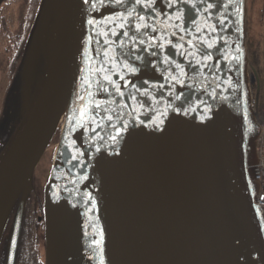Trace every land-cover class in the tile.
I'll use <instances>...</instances> for the list:
<instances>
[{
  "label": "water",
  "instance_id": "95a60500",
  "mask_svg": "<svg viewBox=\"0 0 264 264\" xmlns=\"http://www.w3.org/2000/svg\"><path fill=\"white\" fill-rule=\"evenodd\" d=\"M56 2L46 83L0 162V237L57 130L86 18L87 69L47 190L45 264H264L245 0Z\"/></svg>",
  "mask_w": 264,
  "mask_h": 264
},
{
  "label": "flooded vegetation",
  "instance_id": "af4514ba",
  "mask_svg": "<svg viewBox=\"0 0 264 264\" xmlns=\"http://www.w3.org/2000/svg\"><path fill=\"white\" fill-rule=\"evenodd\" d=\"M41 2L42 0L0 1V72L2 73L0 92H3L0 98V160L23 123L25 109L30 97L34 98L33 102L36 99V78L41 80L40 74L38 77L35 76L33 61V59L38 58L39 66L44 60L40 55V51L43 50V48L41 49L42 44L38 40L35 41L33 59L30 58L33 66L30 75L28 76L22 71L26 68V66L23 68L22 52L26 50L30 38L34 35L35 22ZM247 7L246 57L248 64L246 72L248 79H250L251 91L255 95L264 83L262 75L264 72V0H247ZM35 42L33 46H35ZM4 64L5 67H3ZM29 180L30 185L17 229L14 264H31L27 261V256L31 253L29 250L30 238L28 239V237L32 234L35 236L38 227L43 230L45 223L47 191L42 196L33 183V177H30ZM22 195L23 192L20 191L1 233L0 264L5 263L13 239L18 205ZM33 259L35 262L34 256Z\"/></svg>",
  "mask_w": 264,
  "mask_h": 264
},
{
  "label": "rangeland",
  "instance_id": "374dc122",
  "mask_svg": "<svg viewBox=\"0 0 264 264\" xmlns=\"http://www.w3.org/2000/svg\"><path fill=\"white\" fill-rule=\"evenodd\" d=\"M56 3H57L56 0H42V2L40 4V8H39L37 18H36V22H35V28H34V33H33L34 35H33V37L30 38L28 45L26 46V50L24 51L25 53L22 52L23 53V62H24L23 68H25V66H26L25 70L22 69V71L27 73L28 76L30 75V72L33 69L32 62H31L30 58L33 59V53H35V47H36V42H35L36 40H38V42H40L42 44L41 49L43 48V50L40 51V55L44 60H43L42 66L40 67V66H38V58L36 60L33 59L34 68L36 71L35 76H37V77L39 76L40 70L43 69L45 71V67H46V63H47L46 60H47L48 56L50 59L51 50H52L54 37H55V25H56V15H57V13H56V5L57 4ZM247 17H248V7H247V0H245V12H244L245 34H246ZM34 42H35V46H33ZM245 52H246V56H247L246 37H245ZM246 59H247V57H246ZM44 61H45V65H44ZM246 63L248 64V61ZM3 67H5V64ZM47 71H46V73H44L43 77H40L41 81H42V86L46 83ZM31 75H32V73H31ZM262 75L264 77V72L262 73ZM1 76H2V73L0 72V80L2 79ZM247 80H249L248 86L251 89L250 79H248V77H247ZM41 88L37 91L36 95H38L39 91H41ZM2 94H3V92H0V98H1ZM252 95H253V99L256 103L255 109L264 112V83H262L260 88L256 91L255 95H254V93ZM33 99L34 98L31 96L29 99L28 106L26 105L27 107L25 109L23 123L20 126V129L15 133V135H14L12 141L10 142V144L8 145V147L6 148L1 160L4 158L7 150L9 149V147L12 144V142L14 141V139L18 136V134L23 129L26 116L28 115V113H30L32 107L34 106L35 102H33ZM59 139H60V128H57L55 134L53 135L52 139L50 140V143L48 144L47 148L45 149L44 153L42 154L41 158L37 162L36 166L34 167L33 171L31 172V175H30V177H33V183L36 186L37 191L39 193H41L42 196H43V193L45 195V191L48 190V185H49V181H50V177H51V173H52V169H53V165H54V156H55L57 145L59 143ZM253 146H254V144H253ZM1 160H0V162H1ZM30 177H29V179H30ZM29 181L27 182V185L25 184L20 190L23 192V195H22V199L18 205L16 221L18 219V214L20 213V207H21L22 202H23L22 210H23V207L25 204L26 193H27V190H28L29 185H30ZM46 197H47V192H46ZM12 207H13V205H12ZM12 207H11V209H12ZM22 210H21V214L23 213ZM45 215H46V213H45ZM8 216H9V214H8ZM15 225H16V222H15ZM29 238H30L29 250L31 253H29V255L27 256V261L30 262L31 264H33V262H34L33 256H34V258H36L34 264H45V251H46L45 223H44L43 230H42V228L38 227L35 236L32 234L30 237H28V239Z\"/></svg>",
  "mask_w": 264,
  "mask_h": 264
},
{
  "label": "bare ground",
  "instance_id": "6f19581e",
  "mask_svg": "<svg viewBox=\"0 0 264 264\" xmlns=\"http://www.w3.org/2000/svg\"><path fill=\"white\" fill-rule=\"evenodd\" d=\"M88 45H89V32H88V22L87 19L84 18L83 19V23H82V30H81V36H80V41H79V48H78V56H77V62H76V67L74 70V74L72 77V81L70 84V89H69V93L67 96V100L63 109V112L61 114L60 120H59V124L57 128H60V133H61V137L65 132V128H66V124L68 121V118L70 116V114L72 113L73 109H74V105L77 99V95L79 93L82 81L84 79V75H85V71L87 69V63H88ZM247 62V59L245 60V63ZM246 66L247 63L245 64V71H244V84L246 87V92H247V107H248V111L252 116V110H251V89L248 86V80H247V72H246ZM255 140V139H254ZM254 144V141H252ZM253 144L250 143V152H249V161L252 160L253 156H254V149ZM60 146V143L57 145L56 148V152H55V156H54V161L56 159V155H57V151L58 148ZM82 185H81V189L79 191V195H78V201H77V214L80 212V206L82 207L81 204H83L85 197H86V188H85V184H86V180L83 179Z\"/></svg>",
  "mask_w": 264,
  "mask_h": 264
},
{
  "label": "built area",
  "instance_id": "2783aa9c",
  "mask_svg": "<svg viewBox=\"0 0 264 264\" xmlns=\"http://www.w3.org/2000/svg\"><path fill=\"white\" fill-rule=\"evenodd\" d=\"M255 104L254 99L251 97L252 118L257 128V134L254 140L255 158L247 166L256 185L254 201L264 217V112L256 110Z\"/></svg>",
  "mask_w": 264,
  "mask_h": 264
},
{
  "label": "trees",
  "instance_id": "16d2710c",
  "mask_svg": "<svg viewBox=\"0 0 264 264\" xmlns=\"http://www.w3.org/2000/svg\"><path fill=\"white\" fill-rule=\"evenodd\" d=\"M46 61H47L48 64L46 63L45 71H44L43 69L40 70V74L42 73V74L40 75V77H43L44 73H46V71H47V69H48V65H49V56H48V58H47ZM44 65H45V61H44ZM44 65H43V66H44ZM39 66L41 67L42 64L40 63ZM35 81H36L35 84H36V89H37L35 92H36V94H37V91L42 87V81H41V80L39 81L38 78H36ZM36 97H37V95H36Z\"/></svg>",
  "mask_w": 264,
  "mask_h": 264
},
{
  "label": "snow or ice",
  "instance_id": "6c2138e0",
  "mask_svg": "<svg viewBox=\"0 0 264 264\" xmlns=\"http://www.w3.org/2000/svg\"><path fill=\"white\" fill-rule=\"evenodd\" d=\"M88 2V0H85V3H87ZM88 23H92V21L91 20H89L88 21ZM221 23H223V21H221ZM114 35H115V33H114ZM209 47H212V45H208ZM155 54V53H154ZM206 58H210V57H206ZM177 67H179V65H177ZM117 91H119V89H117ZM121 95H123V93H120ZM97 107H99V105H97ZM109 119H111V117H109ZM126 127V126H125ZM115 139V138H114Z\"/></svg>",
  "mask_w": 264,
  "mask_h": 264
}]
</instances>
